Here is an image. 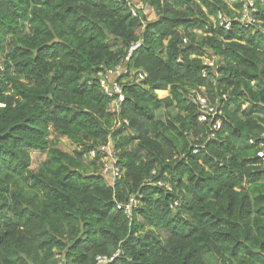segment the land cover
I'll use <instances>...</instances> for the list:
<instances>
[{
	"label": "trees",
	"instance_id": "trees-1",
	"mask_svg": "<svg viewBox=\"0 0 264 264\" xmlns=\"http://www.w3.org/2000/svg\"><path fill=\"white\" fill-rule=\"evenodd\" d=\"M138 2L0 0V264H264V0Z\"/></svg>",
	"mask_w": 264,
	"mask_h": 264
},
{
	"label": "built area",
	"instance_id": "built-area-1",
	"mask_svg": "<svg viewBox=\"0 0 264 264\" xmlns=\"http://www.w3.org/2000/svg\"><path fill=\"white\" fill-rule=\"evenodd\" d=\"M128 4L131 13L133 15H136L138 8H143V5H136L134 3V0H124ZM241 3V16L240 21L243 25H253L256 23V19L253 15V13L256 11V8L253 5V0H238ZM141 6V7H140ZM219 18V25L227 29L229 27V20L226 19L224 16H222L220 13L218 14ZM137 45H133L130 47V50L125 58L124 63H120L116 65L115 67L108 69L104 77L101 80V86L103 88V91L106 95L114 98L113 99V105L118 104L124 99V94L122 91V87L120 83L118 82L117 78L126 71V62L130 58L131 51L136 48ZM209 66L213 65L212 60H206L205 61ZM145 75L143 73L139 74L140 78H143ZM203 76L204 73H203ZM195 102L197 104L198 108V121L199 122H209V136L208 138L214 137L217 130L221 127V120L219 118H216L217 115L220 114V110L217 107L216 104H210V102L207 100L205 96L200 94L199 92L195 93ZM252 142V141H251ZM262 148L258 151L257 156L260 157L264 161V138L262 142L260 143ZM104 151L107 153V161L102 169L103 174L110 175L111 181H115L120 175L121 171L119 166L116 163V157L113 149L111 148V145H107L104 149ZM196 152V151H195ZM94 153L91 152V155ZM158 184L162 185L158 182ZM168 190H170V187H167ZM136 204V198L134 196H130L129 199L123 203L119 204L117 203V208L123 209V211L126 214H130L132 207ZM111 259V258H110ZM97 263H105L109 261L107 257H101L98 256L96 258Z\"/></svg>",
	"mask_w": 264,
	"mask_h": 264
},
{
	"label": "rangeland",
	"instance_id": "rangeland-1",
	"mask_svg": "<svg viewBox=\"0 0 264 264\" xmlns=\"http://www.w3.org/2000/svg\"><path fill=\"white\" fill-rule=\"evenodd\" d=\"M134 3L136 5H142L138 2V0H134ZM141 7V6H140ZM143 13L145 14L147 19H154L155 18V13L152 10V8H150L149 6H143V8H140ZM208 60V59H205ZM0 68L2 69V65L0 64ZM160 96L162 95L161 93L159 94ZM160 113V111H159ZM60 140H59V148H61L64 151H72L75 146L64 136H59ZM32 157H33V167H36V165L44 158V155L42 153L39 152H34L32 153ZM107 161V160H106Z\"/></svg>",
	"mask_w": 264,
	"mask_h": 264
}]
</instances>
